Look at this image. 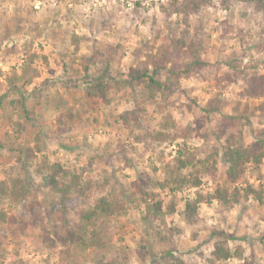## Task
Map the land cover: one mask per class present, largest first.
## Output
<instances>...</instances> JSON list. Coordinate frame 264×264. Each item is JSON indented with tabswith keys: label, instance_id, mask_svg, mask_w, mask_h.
Returning a JSON list of instances; mask_svg holds the SVG:
<instances>
[{
	"label": "rangeland",
	"instance_id": "1",
	"mask_svg": "<svg viewBox=\"0 0 264 264\" xmlns=\"http://www.w3.org/2000/svg\"><path fill=\"white\" fill-rule=\"evenodd\" d=\"M170 1L0 0V96L5 95L0 105V139L5 145L0 149V180L20 178L29 190L20 203L0 195V211L18 221L0 220V264H95L101 255L95 249L78 251L71 246L74 258L64 257L61 235L51 233L46 240L43 234L53 226L58 231L63 224L71 227L81 210L111 190L125 210L95 221L107 246L106 259L159 264L169 253L180 259L178 264H208L212 250L208 236L215 227L229 235L230 248L240 249V256L228 259V264H264V204L252 196H242L231 209L215 200L201 203L192 223L184 219L187 197L227 186L222 177L225 138L213 134L221 117H236L232 128L240 132L245 146L264 137L260 109L264 94L249 98L238 94L243 73L264 74V13L247 2L224 6L212 0L186 19L163 10ZM73 33L87 38L76 52L70 43ZM90 39L118 44L124 52L111 62L112 79L103 97H89L83 88L80 58L90 53ZM181 40L196 45L206 64L196 73H180L167 99L159 94L149 99L143 83L129 87L123 82L122 74L144 60L145 53L159 56L165 46ZM136 49L138 60L133 55ZM190 59L181 56L174 63L181 67ZM13 73L19 77L17 89L7 81ZM229 73L239 79H223ZM167 76L161 72L159 77ZM21 98L31 111L30 120L15 103ZM213 98L220 100V110L206 114L202 107ZM126 110H136L138 123L125 125L118 118ZM170 117L179 127L192 125L196 117L203 123L198 133L170 143L135 140L145 127L159 128ZM57 127L66 131L58 134ZM182 146L198 158L217 151L216 176L203 177L200 186L182 192L160 189L156 182L164 180ZM44 161L83 168L84 179L102 186H93L88 197L67 200L63 206L40 185L38 167ZM246 185L264 187V158L258 168L247 166L237 186ZM154 201L161 202L162 211L169 205L174 211L148 216L146 204ZM140 245L149 251L145 262L138 258Z\"/></svg>",
	"mask_w": 264,
	"mask_h": 264
},
{
	"label": "trees",
	"instance_id": "2",
	"mask_svg": "<svg viewBox=\"0 0 264 264\" xmlns=\"http://www.w3.org/2000/svg\"><path fill=\"white\" fill-rule=\"evenodd\" d=\"M220 1L224 6L233 1L247 2L252 4L255 10L264 13V0ZM211 3L212 0H182V3L177 4L176 0H172L162 8L164 11H167V14L172 12L181 13L187 19L190 14ZM83 39L87 38L77 36L74 33L70 36V43L73 45L75 52L78 50L79 43ZM90 41L92 45L90 53L80 58L84 74L82 81L83 88L89 97H103L107 82L112 79L111 62L120 59L124 52L118 44H102L96 39H90ZM191 44H187L181 40L170 44L168 49L165 46L163 51L159 53V56L145 53L143 55L144 60L136 61L137 63L135 62L127 73L122 74L123 82L129 87H132L135 83H143L149 91V99H153L155 94H159L161 99H167L169 94L173 92L174 79L179 78L178 75L180 73H196L206 64L198 55V47ZM139 52L140 50L136 49L133 53L136 60L140 58ZM181 56H190L191 59L188 62H184L181 67H178L174 62L176 59L181 58ZM93 69L95 71H91ZM161 72H165L170 77L167 76V78L161 80L159 77ZM233 75L229 73L222 77L227 81H234L237 77L239 79V75L235 74V77ZM18 78L16 73L7 78L11 89L18 88L14 85ZM241 78L243 79V86L238 93L241 97H258L264 94V74L249 75L243 73ZM74 87L78 88L77 86ZM3 97L5 95L0 96V105L2 102L1 98ZM15 103L23 111L25 118L30 120L31 111L28 109L25 99H16ZM219 108L220 100L213 98L207 101L205 106L202 107V111L209 114L219 111ZM260 109L264 110V107L261 105ZM66 115L69 118L72 117L69 111ZM118 118L123 120L125 125L131 121L138 123L137 121L139 120L136 110H126L119 114ZM57 120L61 124L62 117H58ZM235 120L236 117L234 115H223L218 121L216 129L213 131L217 139L222 136L225 138L222 158L226 164V168L222 177L227 186L217 187L211 194L203 195L201 192L196 191L193 197H187L184 203V219L187 222L192 223L198 216L199 204H209L212 200L220 203L223 209H231L235 204L239 203L242 196H252L259 204H264V187L256 189L251 185H246L245 187L237 186L239 180L244 177L248 165L251 164L253 167L258 168L262 163L264 158V137L256 139L250 145H243L241 143L240 132L233 131L232 128ZM202 123L203 121L196 117L192 125L179 127L170 117L160 122L159 128L154 129L150 125L145 127L135 140L146 144L151 141L170 143L179 138H186L193 135V133H198L202 127ZM65 131V128L60 129L57 127L56 132L61 134ZM4 146V143L0 139V149ZM38 149L39 147H37ZM28 155L30 157L32 152H29ZM17 160L20 161L21 159L18 158ZM38 170L41 179L40 185L54 195L63 206L67 200L88 197L93 186L97 188L102 186L95 185L91 179H84L83 173L85 169L83 168L69 169L58 162L44 161L38 167ZM216 174L217 151L209 153L203 158H198L188 148L182 146L177 149L174 161L168 166L164 180L157 181L156 185L160 189H167L170 192H182L190 188H197L201 185L203 177H215ZM105 182H108V180ZM228 185L232 186V189H229ZM28 192V188L20 178H14L11 181L0 180V195L5 196L11 203L24 201ZM113 194L112 190L101 194L92 205L80 211L77 221L71 227H66L63 224L62 228L58 231V226H53L55 229L51 231L47 230L43 234V238L48 240L51 233L57 237L60 234V240L65 247V249L60 251V254L64 257L70 256L71 259L74 258V255L69 253L71 246H74L78 251L92 248L101 253L99 258L96 259L95 264H122L123 262L105 258L103 252L107 246L95 224L98 218L108 217L125 210L124 202ZM146 209L148 216L165 215L174 211V207L170 205L167 207V211H162L160 201L146 204ZM148 216L146 215V218ZM0 220L18 222L14 216H8L3 211H0ZM36 224L37 220H35L33 225L35 226ZM208 237L212 242V250L208 255V264H228V259L240 256L239 247L235 249L230 248L228 244L230 237L224 230L213 227ZM140 246L141 248L137 251L138 258L141 262H145V257L149 254V251L144 246ZM166 257H163L162 263L159 264L181 263L180 259L173 257L169 253Z\"/></svg>",
	"mask_w": 264,
	"mask_h": 264
}]
</instances>
